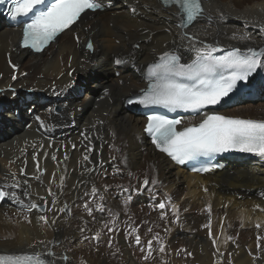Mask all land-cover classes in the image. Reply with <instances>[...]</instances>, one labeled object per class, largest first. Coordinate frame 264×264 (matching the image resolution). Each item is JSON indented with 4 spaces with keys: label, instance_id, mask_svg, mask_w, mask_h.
Returning <instances> with one entry per match:
<instances>
[{
    "label": "bare ground",
    "instance_id": "6f19581e",
    "mask_svg": "<svg viewBox=\"0 0 264 264\" xmlns=\"http://www.w3.org/2000/svg\"><path fill=\"white\" fill-rule=\"evenodd\" d=\"M101 2L103 12L84 13L41 55L22 50V27L0 16V103L10 102L4 117L18 128L0 137V186L13 183L11 174L21 184L6 189L20 200L9 196L0 207V253H40L52 264H264V158H228L220 172L190 174L145 137L147 120L124 100L147 88L146 68L164 53L191 63L207 46L212 54L264 47V0H202L203 15L187 29L176 7L159 0ZM92 76L101 79L98 97L72 96ZM263 77L260 69L249 81L255 97ZM25 90L36 106L23 125L15 115ZM234 103L206 114L264 120V103ZM30 203L39 207L29 211Z\"/></svg>",
    "mask_w": 264,
    "mask_h": 264
},
{
    "label": "snow or ice",
    "instance_id": "6c2138e0",
    "mask_svg": "<svg viewBox=\"0 0 264 264\" xmlns=\"http://www.w3.org/2000/svg\"><path fill=\"white\" fill-rule=\"evenodd\" d=\"M43 2L44 0H12L11 15L13 17L27 15ZM161 2L165 7H176V15L181 18L183 27H188L203 15L202 0H161ZM103 7L101 0H54L46 10L36 12L31 22L24 26L22 44L26 48L41 52L60 33L75 24L82 14L87 11L96 12ZM132 11L134 12L135 8ZM240 38L248 39L249 37L244 35ZM93 47L91 42L87 44L89 50H92ZM215 50L212 46H207L206 49L201 50L204 54L198 55L191 63H181L178 56L170 57L168 53H164L160 58L162 62L155 63L149 69L153 76L163 74V82H150L139 98L130 99L128 102L138 103L145 107L158 106L172 112L177 109L198 112L207 106L220 104L237 88L238 82H248L258 69H264V47L258 50L250 47L247 51L236 48L226 55L213 56L212 52ZM116 63H120V60L117 59ZM13 68L15 69L16 66L13 65ZM221 70H228L229 74L224 75ZM177 78H186L190 83L180 82ZM13 79L16 77L13 76ZM37 119L39 120V117ZM181 124V119H169L166 115L153 114L147 117L144 131L157 149L178 163H184L186 160L201 155L208 156L228 151L252 153L264 158V120L242 119L213 112L206 114L198 124L178 128L177 126ZM85 138L87 139V137ZM90 151L91 149H89ZM33 159L35 160L36 157L33 156ZM52 159L55 160L56 157L53 155ZM84 159L87 160L88 156L85 155ZM37 170H39V164H37ZM203 170L207 171L208 169ZM20 172L23 175L24 169L22 168ZM11 176L13 179L11 185L0 186V201L9 196L20 200L15 191L6 190L21 187L20 181L15 179V174H11ZM27 183L25 180L24 184ZM152 183L155 184L156 181H152ZM143 184L147 186L149 180L146 178ZM124 191L128 190L124 189ZM95 192L96 189L93 188V193ZM23 194L30 195L27 191ZM49 195H54L50 189ZM128 200H131V196L128 197ZM52 203L55 204L56 201L53 200ZM38 207L39 205L36 203L28 205L29 211ZM85 207L87 208V206ZM157 207L163 210L165 203L160 202ZM256 207L259 208V205ZM97 209L103 211V206L97 205ZM87 210L91 215L92 210L90 208ZM164 217L165 213L162 212L161 218ZM25 219L28 217L26 216ZM39 219L45 223L48 222L47 216H40ZM133 231L136 230L133 229ZM209 235L211 236V232ZM98 236L99 234H97ZM135 240L137 244H140L139 235L135 237ZM39 243L44 244L45 242L40 241ZM213 243L215 244V240ZM148 248L149 250L152 248L151 240L148 241ZM257 248L260 249L259 238ZM159 250L164 251L162 244ZM141 251L144 249L142 248ZM53 255L54 253L48 252V256ZM150 255L151 251L148 252L145 259H148ZM257 258L254 257V260ZM0 264H52V261L41 258L40 253L32 255L5 254L0 255Z\"/></svg>",
    "mask_w": 264,
    "mask_h": 264
},
{
    "label": "rangeland",
    "instance_id": "374dc122",
    "mask_svg": "<svg viewBox=\"0 0 264 264\" xmlns=\"http://www.w3.org/2000/svg\"><path fill=\"white\" fill-rule=\"evenodd\" d=\"M116 43H118V41ZM49 52H50L49 50L46 51L45 55H47ZM113 77H115L117 79L121 78V77H119L116 74V72L113 74ZM100 81H101V79L96 78L95 76L88 77L84 81H81V89L74 91L72 93V96L77 98L79 101H86V100L87 101H91L92 99L97 98L98 94L100 93V91L97 92L96 87L93 88V86L97 85ZM257 91L260 92V94L258 93L259 96L255 97V95H254V98H247V99H244L242 101H245V103H247V102H252V103L261 102V103H264V77H263V83H262V85L260 87H258ZM249 93H251V92L249 91ZM34 94H35V92H33L32 90H25L24 91L25 97L22 99L23 101L20 102L22 105L18 106L19 108H16V110L19 111L15 115V117L17 118L15 120L16 122L21 121V124L24 125V124H26L29 121L28 118L26 117V114H27L28 110H30V109L34 110V108L36 106L34 104L35 103L34 100H31V98L34 96ZM86 98H88V99H86ZM242 98H246V97L245 96L244 97L240 96V97L237 98V100L239 99V101H237V100H234V101H237L238 103L245 104L244 102H241ZM234 101H232L230 104H233ZM237 102H235L234 104H236ZM8 105H10V102H7L6 100L2 101L0 103V137L3 136V135H6L5 130L10 128V125L12 126V128L18 129V128H15V126L11 124V121H13L14 119L11 118L12 119L11 121L6 122V120H8V119H7V116L4 117V115H5V112H6V107ZM12 105H13V103H12ZM25 105H27V106L25 107ZM238 105H240V104H238ZM152 262L153 261H150L149 263H152Z\"/></svg>",
    "mask_w": 264,
    "mask_h": 264
},
{
    "label": "water",
    "instance_id": "95a60500",
    "mask_svg": "<svg viewBox=\"0 0 264 264\" xmlns=\"http://www.w3.org/2000/svg\"><path fill=\"white\" fill-rule=\"evenodd\" d=\"M252 82H253V81H251V82H249L248 84H246L245 87L248 88L249 86H251ZM135 107H137V106H135Z\"/></svg>",
    "mask_w": 264,
    "mask_h": 264
}]
</instances>
